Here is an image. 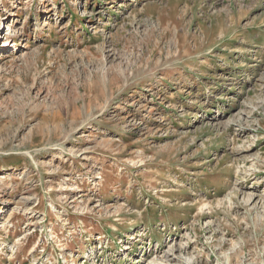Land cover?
<instances>
[{
    "label": "rangeland",
    "instance_id": "obj_1",
    "mask_svg": "<svg viewBox=\"0 0 264 264\" xmlns=\"http://www.w3.org/2000/svg\"><path fill=\"white\" fill-rule=\"evenodd\" d=\"M160 259L264 264V0H0V264Z\"/></svg>",
    "mask_w": 264,
    "mask_h": 264
},
{
    "label": "bare ground",
    "instance_id": "obj_2",
    "mask_svg": "<svg viewBox=\"0 0 264 264\" xmlns=\"http://www.w3.org/2000/svg\"><path fill=\"white\" fill-rule=\"evenodd\" d=\"M72 189H78V186L74 184L73 187H72ZM164 257L167 258L168 255L165 254ZM161 262H162L161 259H160V261H158V260H151L150 261V264H161Z\"/></svg>",
    "mask_w": 264,
    "mask_h": 264
}]
</instances>
